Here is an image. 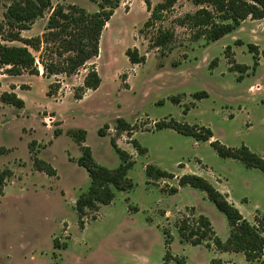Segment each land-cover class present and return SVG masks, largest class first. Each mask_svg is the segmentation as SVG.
I'll return each mask as SVG.
<instances>
[{"label":"rangeland","instance_id":"obj_1","mask_svg":"<svg viewBox=\"0 0 264 264\" xmlns=\"http://www.w3.org/2000/svg\"><path fill=\"white\" fill-rule=\"evenodd\" d=\"M50 1L52 8L74 5L90 14L101 2ZM144 1L154 7L164 0H120L102 32L99 56L75 75L42 77L43 45L39 52L30 50L39 76H10L9 67L0 68V96L14 93L24 102L17 110L0 101V173L8 175L0 192V264H163V231L171 239L173 260L168 264H209L213 259L245 263L241 253L180 244L175 225L183 218H197L192 207L213 223L222 240L228 237L226 218L204 192L185 187L174 196L170 190L178 181L147 179L144 170L154 166L170 175L213 176L222 182L225 176L232 185L238 174L232 171L231 178L222 173L226 160L218 157L211 142L232 149L244 146L264 157V19L247 18L232 34L206 45L196 30L179 26L185 15L202 7L176 0L163 21L146 27L150 14ZM9 4L0 0L2 23ZM49 15L50 10L21 36L42 39ZM159 30L173 33V38L156 48ZM248 45L257 48L256 67ZM128 49H136L144 62L130 64ZM91 66L101 85L75 100ZM199 91L208 97L195 100L193 94ZM117 119L132 130L116 131ZM170 121L194 127L199 134L209 129L213 137L197 142L171 129L157 130V124ZM101 128L104 137L98 135ZM70 129L86 132L83 145L99 164L109 169L119 164L111 139L134 161L127 171L132 190L115 191L110 204L86 211L82 229L74 207L90 180L76 163L80 150L66 134ZM57 130L61 134L55 137ZM35 159L50 165L55 176L38 172ZM262 214L255 213L249 223L264 237V223L258 224Z\"/></svg>","mask_w":264,"mask_h":264},{"label":"trees","instance_id":"obj_2","mask_svg":"<svg viewBox=\"0 0 264 264\" xmlns=\"http://www.w3.org/2000/svg\"><path fill=\"white\" fill-rule=\"evenodd\" d=\"M10 4L4 14L5 22H0V68L9 67L8 75L20 76L27 73L31 76H39L37 62L31 51L39 52V63L42 67V77L49 79L53 76L75 75L86 64L99 56V42L106 24L110 21L114 11L118 8L120 0H101L97 4V11L88 13L74 5L67 7L57 6L52 8L50 0H6ZM194 6L202 7L194 14H187L179 22V26L189 30H196L198 36L205 39L209 45L238 30L242 22L247 18L253 20L264 19V0H189ZM146 11L150 14L144 26L149 27L165 19L166 14L173 8L176 0H164L162 3L151 7L148 1H144ZM210 8V9H209ZM50 15L46 22L45 33L42 39L23 38L21 32L30 30L37 19L43 18L46 11ZM155 39L156 48L164 47L173 38V33L159 30ZM20 43L21 45H16ZM250 52L254 53V67L257 65V48L248 45ZM125 56L132 65L144 62V57L138 55L136 49H128ZM239 70L245 67L236 66ZM101 78L94 66L87 68L83 83L74 94L75 100H81L88 91H96L101 85ZM51 86V85H50ZM51 92V91H50ZM49 92V93H50ZM204 91L193 94L195 100L207 98ZM0 101L17 110L24 107L22 99L14 93H3ZM107 129V126L103 127ZM98 131V135L105 136L104 129ZM131 125L123 119L116 120V131L129 132ZM157 130L171 129L175 132L191 136L197 142H209L212 133L209 129H201L204 134H199L196 128L170 121L156 125ZM60 130L54 132L58 137ZM66 134L79 146L80 157L76 160L78 166L83 167L89 176L87 191L75 201V212L79 227H84L83 217L86 211H97L99 206L110 204L115 191L128 192L132 190L133 183L127 177V171L133 166L131 156L121 150L114 140L110 145L119 159L117 167L109 169L93 158L89 147L84 146L86 132L81 129H70ZM135 147H137L134 142ZM211 148L222 159L240 161L245 167L257 169L264 174V157L251 152L242 146L238 149L227 148L218 141L210 143ZM141 151V150H139ZM38 172H44L50 177L55 176V171L47 163L35 159L33 162ZM147 179L173 178L172 175L154 166H147L144 170ZM8 177L6 172L0 173V192L3 182ZM189 187L193 190L204 192L208 201L215 209L224 215L228 225V237L220 239L214 231L210 220L199 215L195 219L183 218L176 223V230L180 244H188L192 247L204 246L213 248L218 252L241 253L245 257L244 264H264V237L259 233L258 227L249 223L240 212L230 204L213 184L202 177L187 174L178 179L177 187L170 190L175 194L178 188ZM263 220V221H261ZM264 223V213L258 224ZM165 254L163 264L173 260L170 252L171 239L168 233L163 231ZM177 264H186L177 260ZM209 264H226L219 259H213Z\"/></svg>","mask_w":264,"mask_h":264},{"label":"crops","instance_id":"obj_3","mask_svg":"<svg viewBox=\"0 0 264 264\" xmlns=\"http://www.w3.org/2000/svg\"><path fill=\"white\" fill-rule=\"evenodd\" d=\"M225 160L226 161L222 166V173L232 178V174L230 173L232 171L236 172L238 175H236L237 178L234 181V184L228 185L229 180L225 176H222L224 182H222L220 177L216 178L210 176L204 178L205 180L207 179L208 182L213 184L215 188L225 196L226 200L240 212V214L244 219L250 222L251 217H253L255 213L257 212L264 213V174L257 169H251L246 167H245L246 169H243V167H240L241 165H239L241 163L237 160H233V159H225ZM172 175H173L172 180L175 183H177L178 179L181 177L182 174L180 175L172 174ZM184 188L185 187L178 188L177 192L172 195L174 196L178 195ZM192 208H194L195 212H197L195 216L196 217L199 216L200 214L196 210V208L195 207ZM211 224L215 231V227L213 226L212 222ZM210 249L214 250L213 248Z\"/></svg>","mask_w":264,"mask_h":264}]
</instances>
